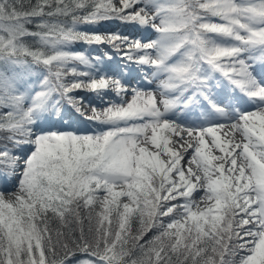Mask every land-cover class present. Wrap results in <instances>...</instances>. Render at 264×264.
Listing matches in <instances>:
<instances>
[{
  "label": "snow or ice",
  "instance_id": "obj_1",
  "mask_svg": "<svg viewBox=\"0 0 264 264\" xmlns=\"http://www.w3.org/2000/svg\"><path fill=\"white\" fill-rule=\"evenodd\" d=\"M0 264H264V0H0Z\"/></svg>",
  "mask_w": 264,
  "mask_h": 264
},
{
  "label": "trees",
  "instance_id": "obj_2",
  "mask_svg": "<svg viewBox=\"0 0 264 264\" xmlns=\"http://www.w3.org/2000/svg\"><path fill=\"white\" fill-rule=\"evenodd\" d=\"M35 2V0H33ZM81 31H118V30H126L132 34H138L140 30L144 31V28H140L138 25H132L127 23H122L120 20H107L103 21L96 25H87L83 24L79 26ZM73 50L82 51L85 54H91L92 56H101L103 57L104 52L109 51L108 46L106 45H92L89 46L87 44H83L77 42L73 45ZM81 95H87L89 99L92 98V94H84L80 93ZM68 115L65 116L64 120L56 121L55 126L60 128H84V127H93L92 125H86L82 122V118H80L72 109L66 110ZM153 233L150 231L146 236L145 239L151 237Z\"/></svg>",
  "mask_w": 264,
  "mask_h": 264
},
{
  "label": "rangeland",
  "instance_id": "obj_3",
  "mask_svg": "<svg viewBox=\"0 0 264 264\" xmlns=\"http://www.w3.org/2000/svg\"><path fill=\"white\" fill-rule=\"evenodd\" d=\"M99 32H119V33H122L124 35H132L134 37H140L142 39H152V40H154V39L157 38L156 34L154 32H152L150 29H145L144 31L140 30V32L138 34L129 33L126 30H124V31L123 30H118V31H99ZM109 47L110 46H108V48ZM140 83H142V81H140V80L133 81V86H135L136 84H140ZM153 86H155V85H153ZM111 98L114 99V100L118 99L117 97H115L114 94H112ZM250 106L251 105H248V107H250ZM223 139H224V137L221 135V140L223 141ZM197 199H199L198 196H197ZM242 254H243L242 252L238 253L237 254V259H239V256L242 255Z\"/></svg>",
  "mask_w": 264,
  "mask_h": 264
}]
</instances>
